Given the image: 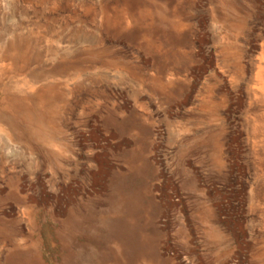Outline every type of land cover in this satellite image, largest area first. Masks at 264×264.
I'll return each instance as SVG.
<instances>
[{"label": "rangeland", "instance_id": "obj_1", "mask_svg": "<svg viewBox=\"0 0 264 264\" xmlns=\"http://www.w3.org/2000/svg\"><path fill=\"white\" fill-rule=\"evenodd\" d=\"M0 264H264V0H0Z\"/></svg>", "mask_w": 264, "mask_h": 264}, {"label": "bare ground", "instance_id": "obj_2", "mask_svg": "<svg viewBox=\"0 0 264 264\" xmlns=\"http://www.w3.org/2000/svg\"><path fill=\"white\" fill-rule=\"evenodd\" d=\"M144 3V2H143ZM153 4V3H152ZM137 16V15H136ZM148 20V19H147ZM146 21V20H145ZM117 24V23H116ZM147 25V24H146ZM150 26V25H149ZM170 26V25H169ZM82 30V29H81ZM54 31V30H53ZM23 43V42H22ZM10 91V90H9Z\"/></svg>", "mask_w": 264, "mask_h": 264}]
</instances>
